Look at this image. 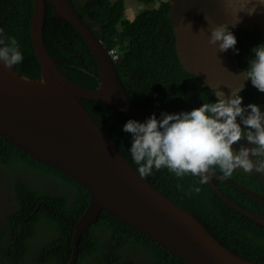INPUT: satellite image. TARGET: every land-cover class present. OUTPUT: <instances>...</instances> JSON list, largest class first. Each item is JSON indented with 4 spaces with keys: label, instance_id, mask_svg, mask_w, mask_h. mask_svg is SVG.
I'll return each instance as SVG.
<instances>
[{
    "label": "trees",
    "instance_id": "16d2710c",
    "mask_svg": "<svg viewBox=\"0 0 264 264\" xmlns=\"http://www.w3.org/2000/svg\"><path fill=\"white\" fill-rule=\"evenodd\" d=\"M72 1L106 48L118 51L119 59L114 62L125 91L149 117L155 113L160 119L164 112L191 111L204 103L217 102L214 89L182 62L170 1L138 0L148 7L132 19L125 17L124 0ZM156 2L160 3L155 7ZM32 13L33 0H0V28L5 35L17 39L23 55L18 69L22 74L40 78V65L31 40ZM54 15L53 6L47 3L44 40L49 53L58 60L59 68L69 78L84 87H98V65L89 46L72 23ZM229 30L237 38L235 47L239 51L232 49L237 66L247 74L250 59L254 58L252 49L264 44V34L244 27H229ZM238 93L244 103L256 94L250 88ZM82 102L121 152L138 168L129 150L132 134L123 131L125 123L132 118L98 100ZM0 164L35 171L38 175L44 173L72 188L71 195L63 190L50 193L15 180L13 193L18 206L9 217L12 243L7 246L6 258L11 264H68L74 248V224L90 201L88 189L66 173L30 156L1 135ZM216 171L220 173L218 168ZM229 178L256 187L264 195L263 183L244 172L236 170ZM146 179L174 203L196 216L229 250L264 264V226L230 206L208 183L200 185L197 183L199 177L190 174L177 178L166 168L154 169ZM215 182L234 202L264 214V207L251 196L224 181ZM194 187H200L201 191H192ZM73 198L75 200L71 204ZM42 222L56 235L37 251L38 259L33 261L29 258L30 240L36 237V230ZM101 231L110 235L103 246ZM4 235L0 233L1 245ZM86 258L99 264H187L152 238L106 211H102L98 221L81 235L76 264H83Z\"/></svg>",
    "mask_w": 264,
    "mask_h": 264
},
{
    "label": "water",
    "instance_id": "95a60500",
    "mask_svg": "<svg viewBox=\"0 0 264 264\" xmlns=\"http://www.w3.org/2000/svg\"><path fill=\"white\" fill-rule=\"evenodd\" d=\"M47 3L53 6L54 17L72 23L89 46L98 65V87H84L69 78L49 53L44 40ZM31 40L40 78L22 74L16 66L8 69L0 62V135L88 189L90 201L74 225L69 264H76L81 235L97 222L102 211L138 229L187 264H260L233 253L196 216L141 178L88 111L82 100H98L139 122L149 118L125 91L108 49L72 0H33ZM215 180L230 184L264 207L263 194L217 171L208 182L230 206L264 226V214L234 202Z\"/></svg>",
    "mask_w": 264,
    "mask_h": 264
},
{
    "label": "clouds",
    "instance_id": "9594fccd",
    "mask_svg": "<svg viewBox=\"0 0 264 264\" xmlns=\"http://www.w3.org/2000/svg\"><path fill=\"white\" fill-rule=\"evenodd\" d=\"M260 5H264V0H255L253 7L248 9L249 14L254 13ZM238 22L231 25L234 27ZM210 42L218 44L220 52L228 49L239 51L235 47L237 38L229 30V24L212 30ZM252 52L254 58L250 59L247 79H251L252 85L264 93V44L254 47ZM22 61L23 55L17 39L5 35L0 28V62L12 69ZM216 96L217 102L204 103L191 111L164 112L160 119L153 113L145 122L129 119L125 123L123 131L132 134L129 150L141 178L151 175L154 169L159 171L163 168L177 178L189 174L199 177L197 183L200 185L208 183L217 168L225 178L231 177L237 169L249 174L256 172L264 175V112L254 103L242 106L243 97L239 93L221 97L217 92ZM237 117H240L243 128L237 122ZM242 138L254 146L241 144L239 150H235L233 145ZM192 191L199 193L201 189L194 187ZM105 233L110 239V235ZM4 237L11 238L6 234ZM9 245L11 243L4 246ZM4 257L5 254L0 255V264Z\"/></svg>",
    "mask_w": 264,
    "mask_h": 264
},
{
    "label": "rangeland",
    "instance_id": "374dc122",
    "mask_svg": "<svg viewBox=\"0 0 264 264\" xmlns=\"http://www.w3.org/2000/svg\"><path fill=\"white\" fill-rule=\"evenodd\" d=\"M124 1L126 4L125 17L128 19H132L141 10L148 7L147 4L138 0ZM168 1L173 6L171 17L177 28L179 53L185 67L200 76L204 75L203 78L209 84L213 81L212 85L217 88L215 91L216 93L219 92L221 97L230 96L231 93L236 94L240 88L244 87L243 79L246 77V73L238 68L235 55L231 49L220 52L218 44L210 42L211 31L226 24L233 27L231 24L237 20L239 22L235 24L236 27L257 31L262 29L263 31L264 5H260L254 13L249 14L248 9L251 8L250 6L253 7L255 0L254 2L252 0ZM157 3L160 2H156L154 5ZM237 122L241 123L242 128L244 127L240 117H237ZM249 145L246 144L245 146L249 147ZM46 180L48 181V185L44 187V190H48L46 192L56 193L59 190H68L63 182L53 179ZM242 185L246 186V184ZM250 188L253 189V187Z\"/></svg>",
    "mask_w": 264,
    "mask_h": 264
},
{
    "label": "flooded vegetation",
    "instance_id": "af4514ba",
    "mask_svg": "<svg viewBox=\"0 0 264 264\" xmlns=\"http://www.w3.org/2000/svg\"><path fill=\"white\" fill-rule=\"evenodd\" d=\"M259 31H262V29H259ZM243 84L244 87L240 88L239 91L244 90L245 88H250L252 92L256 94L254 95L253 99L248 100L249 102L247 103L242 102V106H247V104L254 103L260 107L262 112H264V93L260 92L256 87L252 85L251 79H247V74L246 77L243 79ZM241 144L246 145L249 143L241 139V141L233 145V148L238 151ZM253 146L254 145L251 144L249 145V147H253ZM237 171L243 172L242 170L239 169H237ZM246 174L252 176L255 179H258L264 185V175H260L259 173L256 172H253L251 174L249 173ZM17 179L29 183L30 185L38 186L41 189H44V187L48 185V181L46 180L48 179V177H46L44 173H40V175H38V173L35 171L32 172L24 168L9 167L0 164V231L5 232L4 234H6V236L8 237H11L10 236L11 233H9L10 235L7 234V230L10 228L9 217L14 211H16L18 206L17 202L15 201V195L13 193L14 182ZM253 189L256 190L257 188L253 187ZM42 191L46 192L45 190ZM74 200L75 198L71 200V204L74 203ZM28 219L29 217L26 218V220ZM55 235L56 234L52 231H49L48 228L45 227L44 223L42 222L39 228L36 230V237L30 240L29 258L33 261L37 260L38 259V255H36L37 251L40 250V248L44 244H46L49 240L51 241L55 237ZM100 238H101L102 246L106 245V242L109 240L108 235L105 232L101 231ZM2 243L3 245H1L0 242V255L3 256L8 251L7 250L8 247L4 245H7L8 243L9 244L12 243L11 238L3 237ZM1 264H11V262L4 257L1 258ZM83 264H99V263H96L91 258H86L83 261Z\"/></svg>",
    "mask_w": 264,
    "mask_h": 264
},
{
    "label": "built area",
    "instance_id": "2783aa9c",
    "mask_svg": "<svg viewBox=\"0 0 264 264\" xmlns=\"http://www.w3.org/2000/svg\"><path fill=\"white\" fill-rule=\"evenodd\" d=\"M111 58L113 59V61H117L119 59V53L116 49H110L108 50Z\"/></svg>",
    "mask_w": 264,
    "mask_h": 264
},
{
    "label": "bare ground",
    "instance_id": "6f19581e",
    "mask_svg": "<svg viewBox=\"0 0 264 264\" xmlns=\"http://www.w3.org/2000/svg\"><path fill=\"white\" fill-rule=\"evenodd\" d=\"M247 1V0H246ZM253 2H254V0H252ZM251 1V2H252ZM241 3H243V2H241ZM247 3V2H246ZM255 3V2H254ZM245 7V6H244ZM251 8H252V6H250ZM257 14V13H256ZM56 18V17H55ZM256 19H257V17H256ZM18 69V68H17ZM34 78V77H33ZM66 186H68L67 188H68V190H63V192H68V194H70L71 195V193H72V190H71V188H70V186L69 185H66ZM41 189V188H40ZM45 189V188H44ZM44 189H41V190H44ZM45 191H48V190H45ZM73 196V195H72ZM234 253V252H233ZM77 262V261H76ZM69 264V263H68Z\"/></svg>",
    "mask_w": 264,
    "mask_h": 264
},
{
    "label": "crops",
    "instance_id": "0c3cea01",
    "mask_svg": "<svg viewBox=\"0 0 264 264\" xmlns=\"http://www.w3.org/2000/svg\"><path fill=\"white\" fill-rule=\"evenodd\" d=\"M262 32L264 33V31H262ZM203 76H204V75H203ZM203 76H202V77H203ZM204 79H205V78H204ZM212 84H213V81L210 82V86L217 90V88H216L214 85H212Z\"/></svg>",
    "mask_w": 264,
    "mask_h": 264
}]
</instances>
